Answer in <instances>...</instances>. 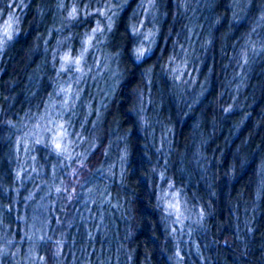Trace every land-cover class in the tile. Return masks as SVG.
<instances>
[{"label":"clouds","instance_id":"1","mask_svg":"<svg viewBox=\"0 0 264 264\" xmlns=\"http://www.w3.org/2000/svg\"><path fill=\"white\" fill-rule=\"evenodd\" d=\"M264 0H0V264H264Z\"/></svg>","mask_w":264,"mask_h":264},{"label":"trees","instance_id":"2","mask_svg":"<svg viewBox=\"0 0 264 264\" xmlns=\"http://www.w3.org/2000/svg\"><path fill=\"white\" fill-rule=\"evenodd\" d=\"M257 142L262 143V146H264V133H260L257 137Z\"/></svg>","mask_w":264,"mask_h":264}]
</instances>
